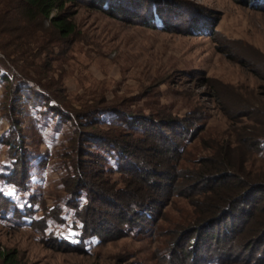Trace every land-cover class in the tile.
<instances>
[{
	"label": "rangeland",
	"instance_id": "obj_1",
	"mask_svg": "<svg viewBox=\"0 0 264 264\" xmlns=\"http://www.w3.org/2000/svg\"><path fill=\"white\" fill-rule=\"evenodd\" d=\"M25 11L0 0V264H264V0ZM118 139L151 151L143 217ZM219 153L238 204L197 178Z\"/></svg>",
	"mask_w": 264,
	"mask_h": 264
},
{
	"label": "trees",
	"instance_id": "obj_2",
	"mask_svg": "<svg viewBox=\"0 0 264 264\" xmlns=\"http://www.w3.org/2000/svg\"><path fill=\"white\" fill-rule=\"evenodd\" d=\"M26 5V13L33 15L35 18H44L49 19L51 18V22L56 27V29L63 33L64 35L70 34V32L73 30L72 25L69 24L66 19L59 18L58 16L51 17L55 11H62L64 9V6L67 2H70L71 0H21ZM105 0H98L100 5L104 4ZM122 11L121 9H119ZM30 95L34 96L33 93H30ZM135 121V120H134ZM134 121L132 123H134ZM138 121L135 123L138 125ZM133 126V125H132ZM148 134L154 138L155 134H152L151 132H148ZM101 138V136H98ZM149 137V139H152ZM169 139H165V144L169 143ZM112 144L115 146V148L118 149L120 152V158H121V164L122 168L124 169V172H129L132 177H134V181L132 179L129 180L128 183V190L127 191V200L124 204V206H119V210L125 209V207H133L137 208L138 211H136V215L139 217L142 216V212L146 209L149 210V207L154 205H150L149 203H145L144 200L146 199V186H138L140 184H148L150 186V182L147 181V174H154L156 171L147 169L146 165L149 163L146 162V160L149 159V154L151 151L149 149H144L143 146L137 142V144H134L133 142L128 141H121L120 139L112 141ZM143 144H145L143 142ZM172 150H176L173 148ZM146 151V153L144 152ZM152 152H154V156L156 157V154L160 153V149H154ZM142 153V155H141ZM231 160L229 158H226V156L222 153L217 154V159H210L207 160V162L203 161L202 163H206L207 166H209L207 169H204L203 174H200L197 176L198 179L202 180H210V183H215L213 187H211L208 192L211 194H218L222 195L223 197L220 198L221 203L225 202H232L237 203L239 199H242L244 195L243 193H237L235 191V186L233 185V182L231 181L233 173L231 171H228L230 169H234L235 167H232L230 165ZM151 164V163H150ZM134 165V166H133ZM224 170H227L223 172ZM76 186L80 189H89L92 183L88 182L92 178H95L92 173H89L84 167H80V163L77 164L76 167ZM140 173V174H139ZM142 174V175H141ZM146 175V177H145ZM97 178V177H96ZM201 180V181H202ZM88 182V183H87ZM143 182V183H142ZM133 184V186H131ZM94 185V184H92ZM98 194L102 195H108V194H114V189L108 187L106 184L102 183V181H99V183L95 184ZM104 186V187H103ZM251 188V184L247 185ZM246 186V188H247ZM249 188V189H250ZM143 189V191H142ZM245 189V188H244ZM248 189V188H247ZM246 189V190H247ZM145 203V204H144ZM221 205V204H220ZM218 209V207H216ZM83 210V209H82ZM88 211V209H87ZM87 211H85L87 213ZM219 211V210H218ZM216 210L214 213H207V216L211 217L213 214L216 215L218 213ZM84 212V213H85ZM83 214V212H82ZM82 217V216H81ZM143 217V216H142ZM83 219V217L81 218Z\"/></svg>",
	"mask_w": 264,
	"mask_h": 264
}]
</instances>
